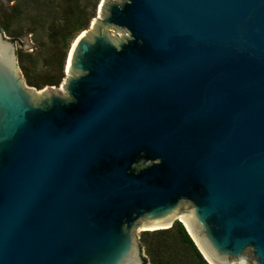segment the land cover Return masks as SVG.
<instances>
[{"label": "water", "instance_id": "1", "mask_svg": "<svg viewBox=\"0 0 264 264\" xmlns=\"http://www.w3.org/2000/svg\"><path fill=\"white\" fill-rule=\"evenodd\" d=\"M18 62L0 28V264H151L177 220L264 264V0H101L61 89Z\"/></svg>", "mask_w": 264, "mask_h": 264}, {"label": "trees", "instance_id": "2", "mask_svg": "<svg viewBox=\"0 0 264 264\" xmlns=\"http://www.w3.org/2000/svg\"><path fill=\"white\" fill-rule=\"evenodd\" d=\"M101 0H17L10 8L0 7V28L13 35L22 31L12 30L15 19L20 18L25 9L35 5L39 19L48 15L46 22L51 50L42 58L41 68L33 63V53L17 48L26 82L43 88L46 85H60L65 77L68 53L77 36L87 29L96 16ZM31 27L28 33H33ZM14 42L15 38L12 39ZM144 259L151 264H210L199 250L184 224L177 220L170 228L145 230L141 235Z\"/></svg>", "mask_w": 264, "mask_h": 264}, {"label": "rangeland", "instance_id": "3", "mask_svg": "<svg viewBox=\"0 0 264 264\" xmlns=\"http://www.w3.org/2000/svg\"><path fill=\"white\" fill-rule=\"evenodd\" d=\"M16 1L17 0H6L0 3V7L8 9L10 8V6L15 4ZM99 6H100V3L98 5L96 15L99 12ZM39 10L42 13L43 11L42 9L36 8L34 4L32 6L30 5L29 7L25 9L23 15L20 18L15 19V23L13 24L12 30L20 29L22 31L21 34L13 35L6 31H4V34L11 40L15 38V41H16L15 43L17 45V48H20V49L22 48L25 52L33 53L34 60L32 61V64L35 62L38 64V67L41 68L42 58L45 57L48 54V52H50L51 44L48 40V33L46 29V24H47L46 22H48L46 20L49 19V17L48 15H46L45 16L47 18L46 20L45 18L39 19ZM31 27L35 28V31L33 33H28ZM90 28H91V24L87 29H90ZM18 66L21 70V74L23 78L25 79L21 64L19 62H18ZM66 74L67 73L65 70V75ZM26 84L38 90L48 89L52 86V85H46L43 88L39 89L38 87L29 85L27 82ZM62 84H63V81L61 82L60 85H58L60 89L63 87ZM140 230H143V229H140ZM142 232L143 231H139V240L141 238ZM140 243H141V240H140ZM143 253L146 255V252L144 249H143Z\"/></svg>", "mask_w": 264, "mask_h": 264}, {"label": "bare ground", "instance_id": "4", "mask_svg": "<svg viewBox=\"0 0 264 264\" xmlns=\"http://www.w3.org/2000/svg\"><path fill=\"white\" fill-rule=\"evenodd\" d=\"M75 41V40H74ZM74 43V42H73ZM70 55H71V53H70ZM70 58V57H69ZM181 217V216H180ZM179 217V218H180ZM183 220H184V218L183 217H181ZM185 221V220H184ZM166 226L165 225H163V226H156V227H143V228H141V229H143V230H145V229H151V230H154V229H156V228H165Z\"/></svg>", "mask_w": 264, "mask_h": 264}]
</instances>
